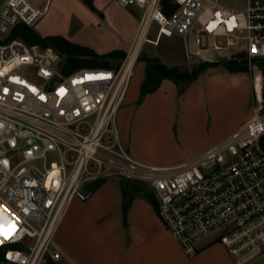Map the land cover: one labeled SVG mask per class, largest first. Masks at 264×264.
<instances>
[{
    "label": "built area",
    "instance_id": "obj_1",
    "mask_svg": "<svg viewBox=\"0 0 264 264\" xmlns=\"http://www.w3.org/2000/svg\"><path fill=\"white\" fill-rule=\"evenodd\" d=\"M42 1L43 6L0 0V37L20 23L34 26L52 0ZM116 2L143 7L118 67L67 72L65 57L52 45L0 39V264L57 263L55 237L68 208L89 200L93 183L110 177L152 189L161 221L189 257L218 228L226 231L220 240L240 262L264 253L261 74L254 77L249 118L177 166L137 159L117 124L144 43L174 35L189 41L195 34L196 49L189 52L205 60L239 58L252 65L264 59V0Z\"/></svg>",
    "mask_w": 264,
    "mask_h": 264
},
{
    "label": "crops",
    "instance_id": "obj_2",
    "mask_svg": "<svg viewBox=\"0 0 264 264\" xmlns=\"http://www.w3.org/2000/svg\"><path fill=\"white\" fill-rule=\"evenodd\" d=\"M104 2L94 0L96 6H102ZM139 19L124 44H116L112 49L102 46L91 48L100 54L116 48L128 51L136 35ZM211 82L216 85H249L248 89H251L253 75L249 71L230 72L227 68L222 71L207 70L182 94L177 88L179 83L165 78L159 88L149 93L140 104L136 102L141 83H133L138 87L135 86L131 91L117 117L128 150L137 159L159 166L173 167L189 160L195 154L180 156L171 161L149 162L143 147L145 135L141 137V131L151 118L152 108L155 110L157 105H162L159 117L168 124L177 114L180 105L188 101L198 103L201 98L204 102V95L207 94L205 89ZM246 120L238 122L234 129ZM213 144L205 146L200 153ZM120 182L123 179L118 177L104 179L89 200L74 201L70 205L55 237L61 252V258L56 264H245L250 261L237 260L216 237L202 238L196 255L187 256L161 221L156 207L142 194L128 189L125 193ZM258 261L256 264H264V258Z\"/></svg>",
    "mask_w": 264,
    "mask_h": 264
},
{
    "label": "rangeland",
    "instance_id": "obj_3",
    "mask_svg": "<svg viewBox=\"0 0 264 264\" xmlns=\"http://www.w3.org/2000/svg\"><path fill=\"white\" fill-rule=\"evenodd\" d=\"M35 1L40 6L44 5L42 0ZM99 2L104 3H100L102 6H95L102 12L104 18H101L98 13L90 9L84 0H52L48 11L32 27L44 38L58 35L74 43L95 49L98 46L112 49L116 44H124L129 39L131 31L141 16L143 7L137 4L123 7L116 0H99ZM229 2L241 3L243 0H229ZM6 36L4 35L0 39H5ZM150 37H155L154 30L151 32ZM189 48L191 50L196 49L195 34L192 35L189 41L174 35L172 37H162L158 43H144L137 58L129 91L121 108L126 105L129 95L135 86L138 87V85L132 84L137 82L142 84L144 81L147 72V58H158L167 67L176 68L181 72H192L196 65L205 61L215 62L216 65L208 67L204 72L207 70L222 71L226 68L225 63L228 60L242 61L239 58L218 57L212 60H205L191 54ZM121 62V59L111 60L109 64L111 67H118ZM242 64H246L248 71L253 75L251 89H248L249 85H216V83L211 82L205 89L207 94L204 95V102L201 98L198 103L188 101L184 105H180L177 114L172 117L168 124L159 117L162 105H157L159 109L153 110L152 108L151 118L141 131V137L143 134L146 139L143 143L147 155L146 160L159 163L171 161L180 156H192L195 154L192 156L194 157L200 154L205 146L226 139L238 122L248 119L254 106V77L257 74L262 75L264 97V59L259 64L252 63L250 65L247 61ZM86 66L91 65L88 62H84L82 67ZM201 74L196 78H183L177 85L179 93H184ZM138 89H141V85H139ZM149 93L145 94L143 99ZM139 99L140 95L136 102L137 104L143 101L142 99L139 102ZM120 185L125 193L126 189H128V191L146 195L145 197L151 203L153 200L157 201L152 189L144 183H133L123 180ZM140 185L145 187V190H138L137 188ZM146 190L151 193H148L149 195L146 194ZM225 233L226 231L223 228H218L205 237H216V239L220 240ZM256 257L245 264H256L259 259L264 258V254Z\"/></svg>",
    "mask_w": 264,
    "mask_h": 264
},
{
    "label": "trees",
    "instance_id": "obj_4",
    "mask_svg": "<svg viewBox=\"0 0 264 264\" xmlns=\"http://www.w3.org/2000/svg\"><path fill=\"white\" fill-rule=\"evenodd\" d=\"M85 3L92 9L94 12L98 13L101 18L103 17L102 12L95 6L94 0H84ZM165 1V0H164ZM13 38H21L28 43H38L41 45H52L56 49H58L63 56L65 57V67L66 71L70 72L74 69L82 67L84 62L90 63L91 66L96 67H111L109 62L111 60H120L121 61L126 57L127 51L123 48H116L107 53L100 54L96 52L93 48L80 45L74 43L62 36H48L44 38L40 33H38L34 27L27 25L25 23H20L16 25L7 36V40ZM147 72L144 81L141 84L140 89V99L139 102L142 101L145 94L149 92L156 91L162 80L165 78L173 79L177 83L181 82V80L188 77H197L199 74L204 72L208 67L212 65H216L215 62L205 61L201 62L199 65H196L192 72H181L176 68H169L164 63H162L158 58H147ZM246 59H242V61L238 62L236 60H228L225 63L226 68L230 72H243L248 71V67L246 64ZM258 64L263 62L262 60L256 61ZM120 65V63L118 64ZM102 183L101 180L93 183L94 189L98 188ZM141 186V187H140ZM138 190H145V187L140 185ZM151 193L146 190V194ZM149 195V194H148ZM146 196V195H145ZM152 204L157 207V201L153 200ZM56 264V263H51Z\"/></svg>",
    "mask_w": 264,
    "mask_h": 264
},
{
    "label": "bare ground",
    "instance_id": "obj_5",
    "mask_svg": "<svg viewBox=\"0 0 264 264\" xmlns=\"http://www.w3.org/2000/svg\"><path fill=\"white\" fill-rule=\"evenodd\" d=\"M137 52H138V48L134 51V53H133V55H132V57H131V63H133V61H134V59H135V56H136ZM259 81H260V80H259ZM257 85H258V87H260V85H261L260 82H258Z\"/></svg>",
    "mask_w": 264,
    "mask_h": 264
},
{
    "label": "snow or ice",
    "instance_id": "obj_6",
    "mask_svg": "<svg viewBox=\"0 0 264 264\" xmlns=\"http://www.w3.org/2000/svg\"><path fill=\"white\" fill-rule=\"evenodd\" d=\"M4 235H5L6 237L10 236V235H11V231H10L9 229H5V231H4Z\"/></svg>",
    "mask_w": 264,
    "mask_h": 264
}]
</instances>
